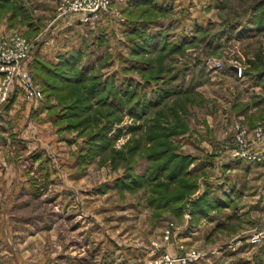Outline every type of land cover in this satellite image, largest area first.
<instances>
[{
    "label": "rangeland",
    "instance_id": "374dc122",
    "mask_svg": "<svg viewBox=\"0 0 264 264\" xmlns=\"http://www.w3.org/2000/svg\"><path fill=\"white\" fill-rule=\"evenodd\" d=\"M58 1L9 0L0 9V19L6 15L11 21V27L0 35L16 31L31 43L20 68L30 71L41 90L32 60L40 57L42 43L54 38L55 19L66 16L58 12ZM155 1L166 8L165 13L155 21L139 23H147L156 45L161 37L181 43L159 63L164 69L149 82L139 70L147 61L131 53L125 36L130 14L129 6L122 4L108 5L92 23H84L82 33L67 29L72 33L66 37L57 33L56 41L63 47L46 55L59 60L80 50L79 68L93 67L103 79L113 74L120 92L133 90L140 93L139 98L144 92L149 99L161 91L168 93L165 106L159 110L161 123L170 125L172 131L166 141L172 153L194 159L189 169L197 173L185 179L194 186L183 189L181 209L202 194L207 183H212L208 187L211 195L226 197L228 185L219 187L220 191L218 184L225 183V176L238 166L260 167L252 171L250 180L244 179L247 188L257 191L259 179H264V31L252 33L248 27L254 11L264 12V0ZM25 24L28 29L23 32ZM232 66L240 68V74ZM153 89L159 91L154 93ZM15 91H19V100L13 101L9 114L0 121V264H149L168 243H174L173 237L164 241V231L184 223L189 226L180 243L209 251V264H226L231 242L229 238L213 241L205 237L212 227L206 225L208 218H200L197 225L184 213L178 217L169 208L149 206L150 185L118 187L117 178L129 171L145 174L158 162L148 157L153 146L147 137L148 133H159L149 129L156 106L139 115L127 107L109 113L97 106L91 131L107 125L110 141L105 151L96 153L88 145L90 130L69 127L66 119L56 120L60 105L44 116L34 115L46 99L43 90L41 99L34 100L39 103L36 109L20 86L16 85ZM49 99L57 103L54 96ZM37 141L42 142L35 147ZM243 148L260 159L242 156L239 151ZM34 149L40 155L38 160H32ZM153 149L158 148L154 145ZM214 166L223 169L218 181L209 179L217 172ZM178 184L172 183L170 192L177 193ZM199 186L202 189L198 190ZM259 192L255 197L256 192L237 199L238 206L246 210L233 224L234 228L246 227L242 235L248 242L242 240L240 245L252 253L264 251V238L252 244L254 248L246 246L251 244L248 239L253 231L264 227V209L259 206L264 207V191ZM225 234L226 230L219 233ZM178 244L175 251H167L177 254ZM240 257L243 259L236 258L237 263L264 264L263 254L256 259Z\"/></svg>",
    "mask_w": 264,
    "mask_h": 264
},
{
    "label": "trees",
    "instance_id": "16d2710c",
    "mask_svg": "<svg viewBox=\"0 0 264 264\" xmlns=\"http://www.w3.org/2000/svg\"><path fill=\"white\" fill-rule=\"evenodd\" d=\"M8 3L9 0H0V9L7 6ZM127 10L131 18H127L130 28L125 36L129 41L131 53L138 56L137 58L147 61L144 67L139 70L146 81L149 82L157 76L158 72L160 73L164 69V65L159 63H162L177 48L176 46L180 47L181 42L178 41L176 45L166 38L159 36L161 37V41L159 45H156V37L149 32L146 26L147 23H139L140 21H155L157 17L165 13L166 8L157 3V1L143 0L133 7H127ZM252 19L253 23L251 27H248V32L264 31V12L255 13L254 11ZM157 55H160L159 60H155ZM81 56L82 54L79 50L70 53L65 58L61 57L57 62L46 61L38 57L32 60V67L34 68V77L41 84L46 96L44 104L41 107H47L49 111L60 105V110L56 113V120L61 121L66 119L69 122L67 124L69 127L79 126L83 131L90 130L88 145L91 150L96 153L103 151V149L105 151L107 148L105 149L104 146L110 141L107 136V125L104 127L100 126L91 131L96 122L94 114L97 106H100L103 110L107 108L109 113H119L127 107L130 113L136 115L142 112L145 113L149 107H157L154 110L156 116L152 118L153 122L149 129H158L159 133H148L147 137L148 141L151 142L150 145L153 148L156 145L158 148H152L148 157L152 161L157 160L158 162L150 167L145 174L139 175L129 171L126 175L117 178L119 181L118 187L138 188L145 186V184L150 185L149 206L157 209L169 208L178 217L183 215L185 209H187L192 215V220L190 221L193 223L194 220L198 221L201 216L210 217L208 215L211 210H220V208L227 206V199L221 200L211 195L208 192V187L202 194L188 200L185 206L183 205V209L179 206V202L185 195L183 189L190 190L194 186V183H190L185 179L197 173L191 172L189 169L194 159L172 153V149L166 141L169 139L168 135L172 131H170V125L166 127V125L161 123L160 119L162 115L159 110L165 106L167 102L165 96L168 93L165 94V92L161 91L158 95L149 99L144 92L141 93L143 95L141 98H139L140 93L136 95L133 90L120 92L118 86L114 83L113 74L109 76L110 78L103 79L94 72L93 67H91V70L90 68H79L78 61ZM149 78L151 79L149 80ZM156 91H159V89H153L154 93ZM51 96L55 97L57 103L48 102ZM14 98L15 96L10 95L1 107L3 114L8 112ZM167 109L164 110L165 116ZM3 114H0V121L4 120ZM178 126L175 123L174 129L177 130ZM39 156L37 152H33L32 160H36ZM172 183H179L177 186L179 191L177 193L170 192ZM188 204L189 206H187Z\"/></svg>",
    "mask_w": 264,
    "mask_h": 264
},
{
    "label": "built area",
    "instance_id": "2783aa9c",
    "mask_svg": "<svg viewBox=\"0 0 264 264\" xmlns=\"http://www.w3.org/2000/svg\"><path fill=\"white\" fill-rule=\"evenodd\" d=\"M131 0H59L57 10L62 15L77 17L80 22L90 23L97 19L104 9L111 3L130 6ZM64 16V17H66ZM31 51V43L19 32H6L0 35V109L12 94L16 85L23 89L25 96L30 100H38L42 97V90L37 85L29 70L20 68ZM218 65V63H217ZM240 74L241 70H235ZM260 129V128H259ZM244 134V133H243ZM245 148L241 151L247 159H260L256 155L246 154ZM238 154V152H237ZM184 217H192L189 211L184 212ZM173 229L181 232L182 227H174L164 231L163 239L168 242L173 234ZM264 238V227L253 231L248 239L251 244L260 243ZM184 242V241H181ZM177 254L161 250L159 256L149 264H209L210 256L207 252L197 247H188L185 243L178 244Z\"/></svg>",
    "mask_w": 264,
    "mask_h": 264
},
{
    "label": "crops",
    "instance_id": "0c3cea01",
    "mask_svg": "<svg viewBox=\"0 0 264 264\" xmlns=\"http://www.w3.org/2000/svg\"><path fill=\"white\" fill-rule=\"evenodd\" d=\"M141 1H143V0H141ZM137 3L138 2L131 0L129 7H133ZM60 19L61 18L57 17L55 19V22L53 23V25L55 24V26H56L53 29L52 37H54V38H49V39L45 40L44 42L42 41L43 43H42L41 48L39 50L40 57H42L43 59H46L47 61L56 62V61H54L56 59V57L55 58L48 57L46 55L47 52L53 51V50H56V49H59V48L63 47V46H60L58 41H56L57 40L56 39L57 33H59V32L61 33L62 32L60 35L63 36V37H66L67 34H70L72 32H66L64 29H67L68 31L72 30V31H78V32H81L82 30H84V27H83L84 23L80 22L77 17H74V16L73 17H67L66 16V17H63L61 20ZM31 24L33 25V23H31ZM10 27H11V21L8 19V16L5 15L2 19H0V32L1 31L2 32L6 31V29H9ZM23 27L24 28L21 29V30L23 32L27 31L28 24L27 25L25 24ZM33 28H34V25H33ZM61 36H60V38H61ZM57 38H59V37H57ZM56 60H58V59H56ZM11 95L15 96L14 103H15V101L19 100V97H20L19 96V91L12 92ZM29 102H31L32 104L35 103V104H33V109H36L38 104H39L38 101H34V100H31ZM14 103H13V105H14ZM13 105H11V107L8 110L7 113H4L5 115L9 114V112L12 109ZM23 110L26 113L24 108H23ZM47 111H48L47 107H44V108L41 107L39 109H36L34 115H43V114L45 115V113ZM16 112H14V113H16ZM40 117L42 118V116H40ZM28 126L36 128V126H34V125L28 124ZM22 138L24 139L26 137H22ZM23 139H20V140L23 142ZM26 140H30V139H26ZM41 142L42 141H40V142L37 141V143L34 142L36 144L35 147L39 146V144H41ZM34 151H35V149L32 150L31 152L33 153ZM35 152H37V151H35ZM32 153H31V156H32ZM38 159L39 158H37L36 160H38ZM215 166H214V168H215V170H217L218 173L217 172L214 173L213 175H216V176L212 175V176L209 177V179L213 180V181H218L217 177L221 173V169L222 168L221 167L220 168L219 167H215ZM256 168L259 170L260 167H251V166L242 167V166H238V167H236V169L235 168L233 169V173H231L230 175L227 174L225 176V181H224L225 183H221V184L219 183L218 184V188L219 187L223 188L225 185H228L229 188H228L227 192H225V193H227V194H225L226 197L221 198L219 196H216V197L220 198L221 200H224L226 198L227 201H228L227 206H225L223 208H220V210H216V209L211 210L210 214L208 215L210 217L201 216V218H204L206 220H207V218L209 219V221H207L208 223H206L207 226H209V227L212 226V227H210L211 230H207V232H206L205 237L207 239H210V237H212L213 241H216V240H220L221 238H229V242H231V243L229 245H227L230 248V251H228V253H227V258L228 259H227L226 264H245L246 263L245 260H244L245 262H242L241 260H239L240 262L237 263V259H243L240 256H244V257H248V258L249 257L250 258H255L256 256H261L262 257V254H263V258H264V251H259V252L254 251V253H252V250H251V252L246 250L247 248L244 247V244L240 245L242 240H244V242H248L247 241V237L245 235H242V233L244 231H246V227L244 226L243 228H239V226H238V228H234V225H233V224H235L234 222H235L236 218L243 214L241 212H244L246 210V209H243V207L240 208L238 206V204H237L238 200L237 199H240L241 197H245V196L251 197L252 194H254L256 192L257 194L253 196V197H255L258 194H260V192H259L260 190L264 191V186L261 185L262 183L264 184V179L261 181V178H260L261 176L259 177L260 178L259 179L260 183L258 185L259 189L257 191H252L254 189L251 190L249 187L247 188L246 185L244 184V179L250 180L252 178V177H250V175L252 174V171H254V169H256ZM259 172L260 171H258L257 173H259ZM209 179H207L206 181H208ZM220 180H222V179H220ZM210 184H212V183H207V184H205L204 187H206V186L210 187ZM199 187H198V190L202 189L201 186H199ZM219 190H220V188H219ZM210 192H212V191H210ZM259 206H260V209H262V210L264 209L263 206H261V205H259ZM231 209H232V211H231ZM226 210H228V211L226 212ZM213 211H214V213H213ZM219 211L220 212H226V213H224L225 214L224 216H218L217 213ZM195 221L196 220H194V222ZM195 224H197V223L195 222ZM187 226H189V225L186 224V223L183 224L181 232H178V233H176L173 236L174 243H171V244L168 243L167 248H166L167 250L169 249L170 251H175V249L177 248L178 242H180L181 240H183V238H185L184 237L185 234H183V231L186 229ZM227 228H229V230ZM224 230H226L225 237L222 236V235H219V233L221 231H224ZM251 245L252 244L247 243L246 246H250L251 248H254ZM175 246H176V248H175ZM208 254L211 257L209 251H208ZM234 258H235V260H234Z\"/></svg>",
    "mask_w": 264,
    "mask_h": 264
},
{
    "label": "water",
    "instance_id": "95a60500",
    "mask_svg": "<svg viewBox=\"0 0 264 264\" xmlns=\"http://www.w3.org/2000/svg\"><path fill=\"white\" fill-rule=\"evenodd\" d=\"M235 70H237V67L236 66H232Z\"/></svg>",
    "mask_w": 264,
    "mask_h": 264
}]
</instances>
